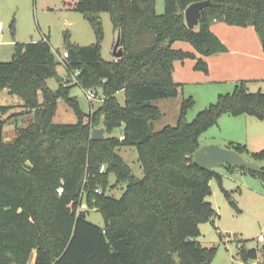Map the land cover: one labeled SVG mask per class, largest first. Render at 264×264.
Segmentation results:
<instances>
[{"label": "trees", "instance_id": "1", "mask_svg": "<svg viewBox=\"0 0 264 264\" xmlns=\"http://www.w3.org/2000/svg\"><path fill=\"white\" fill-rule=\"evenodd\" d=\"M196 1L201 0H164V11L158 13L155 0H76L72 9L87 18L95 42L74 44L66 32L62 63L66 72L79 71L77 83L83 89L101 90L104 100L92 112H84L69 96L47 38L17 42L12 58L0 61V92L7 89L33 111V119L17 128L10 141L0 140V264L211 263L217 246H202L197 238L199 225L217 216L207 197L209 181L219 173L196 165L193 153L201 146V134L222 114L264 120V92L249 91L240 81L191 121L185 115L194 99L186 97L176 124L159 130L151 127L161 115L154 102L179 93L181 83L172 78L174 61L196 59L194 68L206 72L204 58L226 50L210 29L213 21L253 26L264 52V0H210L198 26L190 29L183 11ZM101 12L109 13L123 47V56L113 61L100 53ZM175 41L189 42L199 56L173 48ZM51 77L58 82L55 89L47 85ZM59 99L75 122L53 120ZM6 109L0 105L1 112ZM95 127L105 129L103 139H91ZM116 128L122 138L109 136ZM122 146L136 149L141 177L119 154ZM226 147L264 160V149L251 152L234 141ZM236 167L264 181V167L260 172ZM122 185L119 198L107 194ZM82 199L103 215L104 226L77 212ZM241 256L247 262L258 253L242 249Z\"/></svg>", "mask_w": 264, "mask_h": 264}, {"label": "rangeland", "instance_id": "2", "mask_svg": "<svg viewBox=\"0 0 264 264\" xmlns=\"http://www.w3.org/2000/svg\"><path fill=\"white\" fill-rule=\"evenodd\" d=\"M75 2L76 0H0V23L3 26L0 31V53L14 39L22 43L39 40L43 35L48 36L51 50L59 62L56 65V72L62 78V84L70 87L69 96L77 99L84 112H92L102 101H89L85 96L86 90L75 81L71 73L66 72L60 62L62 53L66 51L64 42L66 32L69 33V41L74 44L89 45L95 42L94 31L87 18L72 9ZM155 3L158 4V12H163L164 0H155ZM99 18L103 28L101 56L106 60H116L117 58L113 55V47L118 31L113 26L108 12L99 13ZM12 23L14 34H12ZM175 42L183 48H192L189 42ZM0 55L6 57L0 61L11 59V55ZM47 85L55 89L58 82L55 77H51L47 79ZM94 90L98 97H103L99 88ZM204 90L206 89L199 85L183 84L176 97L157 100L156 104L161 115L151 122L152 129L159 130L165 125H175L184 98L191 96L194 99L193 107L185 115L186 120L191 121L199 111L216 101L218 94L224 93L218 92L217 96L215 94L209 100L205 93L207 91L204 92ZM6 96L0 94V104L10 103V98ZM117 97L123 104L124 92H118ZM14 98L22 101L18 96H14ZM39 98L41 99V97ZM16 116H10L8 120H12L19 127L26 126L33 119V114L20 119H17ZM53 120L59 123L75 122L76 117L70 107L62 99H59ZM252 120L258 125L249 123L245 115L222 114L217 124L201 134L200 144L222 146L225 141L231 140L245 144L251 152L264 149V121ZM5 134L6 131L1 134L0 140L10 141L12 137L4 138ZM109 136L121 137V128H116ZM119 154L131 167L135 177H141L142 170L138 163L136 149L133 146H122ZM242 156L256 165L257 163L264 165V162L255 160L248 154ZM215 170L219 173V177H213L209 181L212 192L207 200L211 202L217 216L213 222L208 221L199 225L200 235L197 238L202 246L208 248L217 246L210 264H264V181L259 176L240 172L236 166L229 169V165L225 164ZM109 181L110 183L114 182L113 174H110ZM123 191L124 185L108 190L107 194L119 198ZM79 211H84L86 218L91 222L104 226L103 215L95 208L89 207L84 199L77 208V212ZM258 236H262L263 239L259 241ZM252 248L257 250L258 257L256 260L245 262L242 259L241 251ZM34 256L35 252L33 251L30 258L31 263Z\"/></svg>", "mask_w": 264, "mask_h": 264}, {"label": "crops", "instance_id": "3", "mask_svg": "<svg viewBox=\"0 0 264 264\" xmlns=\"http://www.w3.org/2000/svg\"><path fill=\"white\" fill-rule=\"evenodd\" d=\"M156 11L158 12V4L156 5ZM210 29L225 45L226 50L208 55L204 58L207 64L206 72L194 68L196 59L187 58L183 61H174L172 71L173 80L181 83V85L188 84L203 87L206 89L204 92L207 91L205 93H207L206 96L209 100L212 99L215 94L217 96L218 92L228 93L234 90L235 86L240 81L246 82L249 91L256 92L260 90L264 92V52L254 27L228 25L221 21H213L210 25ZM43 36H45L49 42L48 36ZM15 43H17L16 39L10 41L0 54H5L4 56L11 55L12 58ZM172 47L176 49H185L186 51L194 53L197 57L199 56L192 46V48H183L178 43L173 42ZM2 58L6 57L0 55V60ZM0 94L4 96L8 95L6 97L10 98V103L0 104L7 106L4 112L0 111V136L6 131L4 138H10V136L13 138L19 126L13 123L12 120H8L9 116L17 113L18 115L16 118L20 119L31 116L33 111H27L22 106V101L16 100L14 98L16 95L10 94L7 89L2 90ZM154 103L156 104V101ZM245 116L249 123L255 126L258 125L252 120L256 119L255 117L249 115ZM11 124L12 126H9ZM230 141L231 140L225 141L222 146L225 147ZM259 161L262 163L264 162V160ZM257 165L259 167H264L261 163H257Z\"/></svg>", "mask_w": 264, "mask_h": 264}, {"label": "water", "instance_id": "4", "mask_svg": "<svg viewBox=\"0 0 264 264\" xmlns=\"http://www.w3.org/2000/svg\"><path fill=\"white\" fill-rule=\"evenodd\" d=\"M210 0H201L190 3L183 11L186 25L190 29L198 26L201 11L210 6ZM113 55L115 58L123 56V49L120 46V36H117L113 47ZM105 137V129L103 127H95L91 131V139L101 140ZM193 162L204 169H216L227 165H233L245 168L252 172H260L262 169L251 161L245 159L241 154L231 148L218 146L215 144L201 145L193 153Z\"/></svg>", "mask_w": 264, "mask_h": 264}, {"label": "built area", "instance_id": "5", "mask_svg": "<svg viewBox=\"0 0 264 264\" xmlns=\"http://www.w3.org/2000/svg\"><path fill=\"white\" fill-rule=\"evenodd\" d=\"M2 29H3V26L0 23V30H2ZM42 39L46 41V37L45 36H43ZM0 44H1V41H0ZM65 57H67V51H64L62 53V58L60 59V62L61 63H62V61H63V59ZM62 65H63V63H62ZM78 73H79L78 70H75L74 72L71 73L72 77H74V79H75L76 82H77V75H78ZM85 90H86L85 91V96H86V98L89 101H93V100H98V101L101 100V101H103L104 100V96L103 97H98L97 96V93L95 92L94 88H85ZM121 138H122V136H121ZM104 169H105V167H104V165H102L100 167V170L103 171ZM56 190H57L58 193H61L62 192V187H58ZM96 191H99V189H96ZM262 239H263L262 236H258V240L259 241L262 240Z\"/></svg>", "mask_w": 264, "mask_h": 264}]
</instances>
